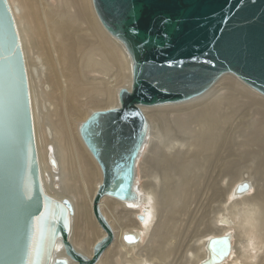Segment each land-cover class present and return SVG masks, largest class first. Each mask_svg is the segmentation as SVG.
Returning <instances> with one entry per match:
<instances>
[{"label": "bare ground", "instance_id": "1", "mask_svg": "<svg viewBox=\"0 0 264 264\" xmlns=\"http://www.w3.org/2000/svg\"><path fill=\"white\" fill-rule=\"evenodd\" d=\"M8 1L28 68L44 187L55 199L74 202L68 239L92 257L106 236L91 212L103 172L80 128L94 112L120 105L119 91L132 87V60L101 23L93 0ZM258 93L228 73L192 100L142 107L150 128L138 165L155 147L154 181L137 186V202L100 200L114 243L96 264H167L172 256L176 264H201L209 239L223 235L231 236L232 251L222 264L255 258L250 264H264V95ZM244 182L250 191L236 194ZM126 234L138 241L127 244ZM54 258L67 259L64 249Z\"/></svg>", "mask_w": 264, "mask_h": 264}, {"label": "water", "instance_id": "2", "mask_svg": "<svg viewBox=\"0 0 264 264\" xmlns=\"http://www.w3.org/2000/svg\"><path fill=\"white\" fill-rule=\"evenodd\" d=\"M93 1L103 26L126 48L133 71L131 89L119 91L120 105L94 112L80 128L103 172L93 213L106 236L92 257L77 251L68 239L72 204L44 187L28 68L13 9L0 0V264L101 259L114 232L100 200L140 198L137 168L150 128L142 107L192 100L228 73L264 95V0ZM250 189L244 182L235 193ZM123 239L138 241L134 234ZM60 247L67 259L54 258ZM207 251L201 264H222L232 251L231 236L212 237Z\"/></svg>", "mask_w": 264, "mask_h": 264}, {"label": "rangeland", "instance_id": "3", "mask_svg": "<svg viewBox=\"0 0 264 264\" xmlns=\"http://www.w3.org/2000/svg\"><path fill=\"white\" fill-rule=\"evenodd\" d=\"M50 2H53L54 3V1L53 0H50ZM38 17H40V14H38ZM40 23V22H39ZM254 90V89H253ZM257 92V91H256ZM258 93V92H257ZM258 94H260V93H258ZM263 96V95H262ZM163 141V140H162ZM150 149V148H149ZM149 149H147L146 150V155H147V157L145 156V155H143L142 157H141V160H140V164L138 165V185L139 186H142L143 188H147V185L148 184H150V183H152L154 180V170L156 169V167H155V165L153 164V161H152V158L154 157V153L157 151V150H155V147H153L152 149H151V151L149 152ZM148 161V162H147ZM153 165V166H152ZM54 167V166H53ZM153 167V168H152ZM154 167H155V169H154ZM152 170V171H151ZM157 171V170H156ZM153 175V176H152ZM76 185H77V187H80L81 188V186H82V184H81V181H80V179L78 180V182L76 183ZM47 191V190H46ZM58 191V190H57ZM64 199H66V200H68L71 204H72V207H73V211H74V213H73V215L76 213V208H75V204H74V202L73 201H71L70 199H68V198H64ZM200 202H203V198L201 199V201ZM231 203V202H230ZM105 211L106 212H108V210H107V208L105 209ZM118 211L119 212H121L122 210H121V208H118ZM91 212H92V216H93V218L95 219V217H94V215H93V211H92V209H91ZM141 215V214H140ZM143 215V214H142ZM134 216V218H135V215H133ZM138 218H139V216H138ZM99 225V224H98ZM99 227H100V225H99ZM101 228V227H100ZM102 229V228H101ZM82 230V232H83V229H81ZM103 230V229H102ZM104 231V230H103ZM105 232V231H104ZM236 233H235V231L233 232V235H235ZM95 240H96V238L95 237H93L92 238V240H91V242H90V245H92L93 244V242H95ZM76 241V240H75ZM114 243V242H113ZM112 243V244H113ZM73 244V243H72ZM75 245H76V243H74ZM73 244V245H74ZM239 244H240V242H238V246H239ZM148 246V239H146L145 241H144V243H143V245H142V247L140 248V249H137L135 252H134V254H133V256L136 258V259H139L142 255H139L140 253H141V250L142 249H144V247H147ZM75 247V246H74ZM108 250V249H107ZM106 250V251H107ZM255 253V252H254ZM119 256L120 255H116L114 258L112 257V260H115V263L117 262V259H119ZM105 257V254L102 256V259ZM101 259V260H102ZM176 256H172L170 259H169V261L167 262V264H176ZM229 261H232L231 259H229ZM249 262V264L250 263H257L258 261H257V259L255 258V259H250V260H248Z\"/></svg>", "mask_w": 264, "mask_h": 264}, {"label": "snow or ice", "instance_id": "4", "mask_svg": "<svg viewBox=\"0 0 264 264\" xmlns=\"http://www.w3.org/2000/svg\"><path fill=\"white\" fill-rule=\"evenodd\" d=\"M128 239H130V238H128Z\"/></svg>", "mask_w": 264, "mask_h": 264}]
</instances>
